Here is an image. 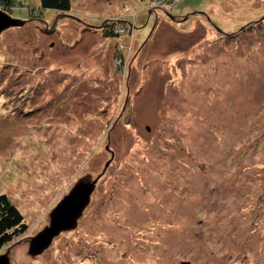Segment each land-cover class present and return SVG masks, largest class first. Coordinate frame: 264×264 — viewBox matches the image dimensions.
I'll list each match as a JSON object with an SVG mask.
<instances>
[{"label":"rangeland","instance_id":"rangeland-1","mask_svg":"<svg viewBox=\"0 0 264 264\" xmlns=\"http://www.w3.org/2000/svg\"><path fill=\"white\" fill-rule=\"evenodd\" d=\"M15 1L0 194L27 229L8 264H264V0ZM86 175L76 226L30 255Z\"/></svg>","mask_w":264,"mask_h":264},{"label":"water","instance_id":"water-1","mask_svg":"<svg viewBox=\"0 0 264 264\" xmlns=\"http://www.w3.org/2000/svg\"><path fill=\"white\" fill-rule=\"evenodd\" d=\"M20 24H22V20L13 18L0 9V32ZM94 182L95 180L90 181V175L81 177L76 181L69 193L50 211L49 224L31 238L28 250L30 255L39 254L44 248L49 246L54 236L61 231L76 226L77 218L89 201ZM0 264H8L6 254L0 255Z\"/></svg>","mask_w":264,"mask_h":264},{"label":"trees","instance_id":"trees-1","mask_svg":"<svg viewBox=\"0 0 264 264\" xmlns=\"http://www.w3.org/2000/svg\"><path fill=\"white\" fill-rule=\"evenodd\" d=\"M71 0H39L40 10H53L56 12H68L70 10ZM17 4L15 0H0V7L4 9H9ZM143 6V3L141 1ZM145 8V7H144ZM135 17V16H134ZM121 21V20H120ZM123 21V20H122ZM115 22V23H114ZM108 22L109 26L104 32L106 37H115L114 30L117 24L123 25V32H128L127 36L131 37L132 31L135 29L133 23L127 25V23L117 21ZM117 23V24H116ZM109 24V25H108ZM131 30V34H130ZM117 38V37H115ZM27 229V225L23 221L22 214L17 209V207L12 204L8 196L4 193L0 194V250L12 242L14 238L21 235Z\"/></svg>","mask_w":264,"mask_h":264},{"label":"built area","instance_id":"built-area-1","mask_svg":"<svg viewBox=\"0 0 264 264\" xmlns=\"http://www.w3.org/2000/svg\"><path fill=\"white\" fill-rule=\"evenodd\" d=\"M143 4H145L144 6L147 7L148 6H154V8H156L157 5H159L160 3H165L168 2L169 0H141ZM159 10V9H154V11Z\"/></svg>","mask_w":264,"mask_h":264}]
</instances>
